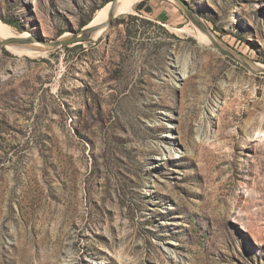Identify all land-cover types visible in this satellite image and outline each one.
Returning <instances> with one entry per match:
<instances>
[{
  "label": "rangeland",
  "instance_id": "374dc122",
  "mask_svg": "<svg viewBox=\"0 0 264 264\" xmlns=\"http://www.w3.org/2000/svg\"><path fill=\"white\" fill-rule=\"evenodd\" d=\"M110 1L0 0V20L50 41ZM183 1L264 65V0ZM196 28L139 0L80 45L0 47V264H264V72Z\"/></svg>",
  "mask_w": 264,
  "mask_h": 264
},
{
  "label": "water",
  "instance_id": "95a60500",
  "mask_svg": "<svg viewBox=\"0 0 264 264\" xmlns=\"http://www.w3.org/2000/svg\"><path fill=\"white\" fill-rule=\"evenodd\" d=\"M119 0H112V11L114 12L118 7ZM185 13L189 16L190 20L205 34H207L213 41V45L221 50L223 53L227 54L228 56L232 57L233 59L241 62L244 66L252 70L253 72H264L263 70L255 69L249 62L239 57L235 54L232 50L226 48L217 38V36L213 33L212 29L207 25L205 19L201 17L193 8H191L185 1L183 0H176ZM111 2V1H110ZM112 12V13H113ZM115 17L111 18L108 22H99L93 24V19L83 27L77 30L70 31L67 35H63L60 38H56L50 41H41L35 36L23 37V36H13L6 39H0V47L2 46H19V47H35L37 45H42L38 49H53V48H60L66 45H74V44H81L86 41H91L94 39V36L100 31H106L110 26L113 24V20Z\"/></svg>",
  "mask_w": 264,
  "mask_h": 264
},
{
  "label": "bare ground",
  "instance_id": "6f19581e",
  "mask_svg": "<svg viewBox=\"0 0 264 264\" xmlns=\"http://www.w3.org/2000/svg\"><path fill=\"white\" fill-rule=\"evenodd\" d=\"M138 1L139 0H119L118 1V7L114 12L111 9L113 2L111 1V2L107 3L105 6H103L101 9H99L97 11L96 15L93 18V24H96L99 22H108L113 17H116L118 15H122V14L133 11L136 3ZM196 31H197L198 37L200 38L201 41H203L205 43H212L213 44L212 39L207 34H205L202 30H200L199 28H196ZM103 32L104 31L98 32L94 36V38L100 37ZM13 36L29 37V36H31V34L28 32H23L21 34H17L10 25H8L5 22L0 20V39L2 40V39H6L9 37H13ZM40 46H42V45H37V48H39ZM8 47H11L15 51H17L18 49L26 50V51H29V53H34L37 51L36 50L37 48H35V47H19V46H12V45H8ZM254 68L257 70H264V65L256 64L254 66Z\"/></svg>",
  "mask_w": 264,
  "mask_h": 264
},
{
  "label": "trees",
  "instance_id": "16d2710c",
  "mask_svg": "<svg viewBox=\"0 0 264 264\" xmlns=\"http://www.w3.org/2000/svg\"><path fill=\"white\" fill-rule=\"evenodd\" d=\"M143 5H144V2L140 3V4L137 6V9H142ZM148 11H151V8H148ZM130 15H131V14H130ZM131 17H135V16L132 15ZM92 19H93V17H91L90 19L85 20L84 22H82L81 27H83L84 25L88 24ZM7 22H8L10 25H12V26H14V27H16V28H18V29H21V28H20L21 25H20L18 22H16V21H7ZM79 45H80V44H79ZM64 47L69 48V45H66V46H64Z\"/></svg>",
  "mask_w": 264,
  "mask_h": 264
}]
</instances>
